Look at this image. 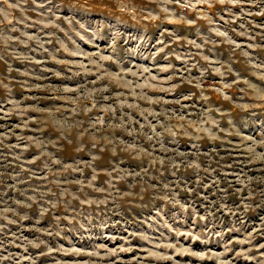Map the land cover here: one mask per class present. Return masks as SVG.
<instances>
[{
	"label": "rangeland",
	"instance_id": "374dc122",
	"mask_svg": "<svg viewBox=\"0 0 264 264\" xmlns=\"http://www.w3.org/2000/svg\"><path fill=\"white\" fill-rule=\"evenodd\" d=\"M0 264H264V0H0Z\"/></svg>",
	"mask_w": 264,
	"mask_h": 264
}]
</instances>
